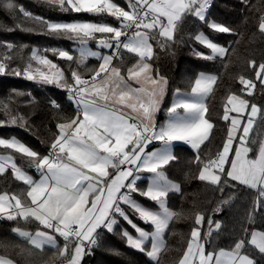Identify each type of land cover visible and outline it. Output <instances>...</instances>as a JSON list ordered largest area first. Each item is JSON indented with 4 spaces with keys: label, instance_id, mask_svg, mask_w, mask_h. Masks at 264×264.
<instances>
[{
    "label": "snow or ice",
    "instance_id": "obj_1",
    "mask_svg": "<svg viewBox=\"0 0 264 264\" xmlns=\"http://www.w3.org/2000/svg\"><path fill=\"white\" fill-rule=\"evenodd\" d=\"M45 2L61 11L107 14L116 18L120 26L49 21L19 8L25 18L45 24L50 34L68 35L79 41L82 45L81 57L95 56L102 60L90 79H84L77 71H73L72 84H67L63 71L57 65L46 55H39L35 49L31 59L38 64L51 66L56 71L49 74L39 69L32 70L31 64L24 69V74L30 80L39 77L43 83L67 87L70 97L76 102L77 115L57 124L58 134L51 143L48 155L41 156L14 137L0 138V147L27 157L30 166L40 173V179L35 180L18 166L14 155L0 154V174L10 168L15 179L28 187L26 195L30 198V203L25 204L17 195L9 196L6 192L0 194V216L25 222L34 220L45 229L35 233L13 229L19 237L38 250L46 246L56 250V264H81L85 249L97 244V229L103 226L112 231L117 224L114 217L119 214L138 234L133 236L125 230L122 234L127 244L159 264V255L166 248L165 231L177 216L168 207L167 197L170 192H179L180 185L168 179L164 172L165 166L176 159L171 147L175 141H184L197 150L196 162L203 165L199 180L216 187L226 185L228 180L239 182L259 191L257 203L264 199V141L260 142L254 158L249 157L252 148L248 146L249 134L261 111L257 105H249L247 99L230 94L222 119L230 120L231 124L222 150L207 161L199 155L201 145L209 140L214 127L206 116V99L217 83L216 75L200 73L190 93H181L177 89L176 98L167 110V122L159 127L155 123V114L159 110L167 81L159 77L158 73L153 75L154 70L149 62L154 55L152 41L160 43L162 47L173 41L188 15L207 23L210 0H128V10L113 0ZM4 7L12 10L16 6L12 0H7ZM208 27L220 33L233 31L216 22L208 23ZM259 30L264 34V16L260 18ZM96 34L107 37L98 43L114 49L111 55L101 56L83 47L88 40L95 39ZM195 39L210 50V54L197 53L204 59H223L229 52L228 47L214 42L203 32H199ZM13 47L11 43L7 44L8 49ZM121 49L139 58L136 64L127 69V77L119 67L111 66L114 58H121ZM53 51H58L59 57L63 59L73 60L67 51ZM250 63L255 64V61ZM5 71V63L0 62V73ZM15 74L20 75V72ZM256 76L264 80V63L259 65ZM97 77H101L99 82ZM239 80L245 86L243 90L251 95L256 86L253 81L243 76ZM62 81L65 83L62 84ZM133 82L138 87H133ZM16 95L22 93L16 92ZM53 105L58 107L55 102ZM4 107L7 112L8 106ZM230 113L236 115L230 116ZM245 113L247 121L243 122ZM17 119L12 116L9 122L16 124ZM4 123L0 121V126ZM237 139L239 146L233 149V142ZM153 141L161 142L162 146L155 151H147ZM233 152L234 155L230 157ZM141 171L152 174L146 190L142 191L137 189L139 177L134 175ZM137 191L155 202L158 210L148 209L134 200L132 193ZM230 203L231 200H224L222 206ZM122 204L138 213L141 220L153 227V231L149 232L134 224L121 207ZM220 210L217 207L215 212ZM204 220L202 213L196 214L197 226H201ZM208 224L209 231L205 236L210 238L214 231L221 228V224L211 219ZM57 234L64 240L62 248ZM201 239L200 228H193L178 264H255L248 255L242 254L244 240L237 241L229 250L220 248L218 251H207L206 243H201ZM249 243L264 253V232H252ZM0 264H15V261L0 255Z\"/></svg>",
    "mask_w": 264,
    "mask_h": 264
},
{
    "label": "trees",
    "instance_id": "obj_2",
    "mask_svg": "<svg viewBox=\"0 0 264 264\" xmlns=\"http://www.w3.org/2000/svg\"><path fill=\"white\" fill-rule=\"evenodd\" d=\"M113 1L128 10V0ZM6 2L7 0H0V60H4L9 73L0 77L2 102L0 121L5 122L0 126V136H16L41 156L48 155L51 143L58 134L57 124L66 122L77 113L67 98L65 88L61 89L57 84H46L38 79L30 80L26 77L24 69L29 64L39 65L31 59L33 50H38L39 55H46L59 66L64 71L67 84L73 71H77L82 77L91 76L99 69L101 59L86 56L81 63L80 45H76L80 43L79 41L69 38L68 35L50 34L45 24L25 18L19 8L22 7L33 16L56 22L105 20L109 21L108 24L119 27V21L107 14L61 11L45 0H12L16 6L12 10L4 7ZM211 2L212 6L208 8L206 15L207 23L188 15L175 33L173 41L167 42L163 47L160 43L152 41L154 55L150 63L155 74L158 73L167 79L166 96L157 114L156 124L163 123L173 92L176 89L190 90L198 77V72L208 69L218 77V80L213 92L206 99L208 107L206 116L214 127L209 140L199 149L201 159L207 161L214 158L223 148L228 135L229 121L223 120L222 117L230 94L239 95L247 99L249 105L255 104L261 109L249 134L248 146L252 148L249 157L254 158L260 142L264 141V80L256 76L259 65L264 63V34L259 30L260 18L264 16V0H211ZM211 22L224 24L233 31L231 33L213 31L208 27V23ZM202 31L214 42L229 48L226 57L209 60L197 55L210 54V50L195 39ZM94 42H97L96 38ZM9 43L14 45L12 49L7 48ZM53 50L67 51L73 60L61 58L58 51ZM108 50L102 48L101 52L106 51L108 55ZM137 59V56L125 50L121 58L115 59L113 64L125 75L127 69ZM252 61H255V64H251ZM17 71L20 75L15 74ZM240 76L253 81L256 85L251 95L243 90L245 86L240 83ZM16 92L22 95L17 96ZM53 102L58 107H55ZM4 105L8 106L7 112ZM12 116L18 118L16 124L9 122ZM20 117L22 119H19ZM0 152L14 155L20 167L34 172V166H30L27 157L2 147ZM173 154L176 159L166 165L164 171L168 178L180 185L179 192H170L167 197L168 207L175 211L177 216L170 222L165 232L166 248L159 255V264H178L195 227L200 228L201 240L206 243L207 251H218L220 248L229 250L237 241L244 240V253L248 254L255 264H264V253L249 243L254 229L264 232V199L257 203L259 191L231 180L220 187L199 180V171L203 165L196 162L197 150L187 143L176 144ZM146 184V179L137 183L141 189ZM27 191L28 187L15 179L10 168L0 174V194L6 192L9 195H17L26 204L29 202ZM138 197L147 204H154L140 194ZM224 200H231V203L222 206ZM217 207L221 208L218 213L215 212ZM197 213H202L205 217L201 226L195 224ZM209 219L221 224V228L214 231L210 238L205 236L209 231ZM126 225V221L121 217L119 224L112 231L105 227L101 228L98 231V244L85 257L83 264H156L145 253L127 244L122 234ZM15 228L35 232L43 226L34 220L25 222L0 217V255L13 259L16 264H56L58 259L56 250L47 246L43 250L36 249L19 237L13 231ZM59 242L62 248L64 245L62 237H59Z\"/></svg>",
    "mask_w": 264,
    "mask_h": 264
},
{
    "label": "crops",
    "instance_id": "obj_3",
    "mask_svg": "<svg viewBox=\"0 0 264 264\" xmlns=\"http://www.w3.org/2000/svg\"><path fill=\"white\" fill-rule=\"evenodd\" d=\"M109 25H112V24H109ZM113 26V25H112ZM107 54V53H106ZM139 59V58H138ZM138 59L136 60V62L134 63V64H136L137 63V61H138ZM101 62H102V60H101ZM150 62V61H149ZM133 64V65H134ZM132 65V66H133ZM111 66H114L113 65V63H112V65ZM131 66V67H132ZM151 66H152V64H151ZM152 69H153V66H152ZM154 70V69H153ZM123 74V73H122ZM124 75V74H123ZM153 75L155 76V75H157V74H155L154 73V71H153ZM102 76H103V74H102ZM125 77H127V74H125L124 75ZM158 76L159 77H163V78H165L164 76H162V75H160V74H158ZM166 79V78H165ZM101 80V77H98V79H97V82H99ZM166 81H167V79H166ZM132 86L133 87H138V85L137 84H135L134 82H133V84H132ZM166 90H167V84L165 85V91H164V95H163V98L161 99V102H160V107H159V110H160V108H161V106H162V104H163V102H164V99H165V96H166ZM159 110L156 112V114H155V123H156V117H157V114H158V112H159ZM127 111V110H126ZM76 116V115H75ZM74 116V117H75ZM157 125V124H156ZM16 138V139H18L19 141H21L18 137H16V136H11V137H3V136H0V138ZM21 142H23V141H21ZM24 143V142H23ZM181 143H186V142H184V141H175V142H173V153H174V146L176 145V144H181ZM25 144V143H24ZM188 144V143H187ZM189 145V144H188ZM28 146V145H27ZM152 144L146 149L147 151L149 150V149H151L152 148ZM189 146H191V145H189ZM0 154H7V153H0ZM233 155H234V152H233ZM232 155V156H233ZM231 157V156H230ZM19 166V165H18ZM230 165H226V167H229ZM24 169V168H23ZM27 173H28V175H30V176H32L33 177V179H35V180H39L40 179V173L36 170V168L34 167V172H31V171H28V170H26V169H24ZM165 172V171H164ZM165 174H166V172H165ZM134 175H136V176H138L139 177V179L137 180V183H138V181L139 180H143V179H146L147 180V184L149 183V178L151 177V174L150 173H148V172H143V171H141V172H137V173H134ZM167 176V175H166ZM131 179V178H130ZM168 179H170V178H168ZM170 180H172V179H170ZM173 182H175V183H177L176 181H174V180H172ZM147 184H146V186H144V188L143 189H141L138 185H137V189L138 190H140V191H142V190H146V187H147ZM178 184V183H177ZM174 192V191H173ZM9 195V194H8ZM138 195H139V191H137V192H134V193H132V197H133V199L134 200H136L138 203H140L141 205H143V206H145L146 208H148V209H151V210H158V207H157V205H156V203L154 202V204H147V203H145L144 201H142L139 197H138ZM9 196H12V195H9ZM28 203H30V198H29V202ZM28 203H26V204H28ZM125 208H126V213L129 215V218L132 220V222L134 223V224H136L138 227H140V228H143V229H145V230H147V231H149V232H151V231H153V227L150 225V224H147V223H145L143 220H141L140 218H139V214L138 213H135L130 207H128L127 205H125ZM133 214L135 215L134 217H133ZM116 220H117V224H119V222H120V216H115L114 217ZM126 223H127V225L126 226H124V228H123V232L126 230V231H128L130 234H132L133 236H136V235H138L136 232H135V230L133 229V227L126 221ZM116 224V225H117ZM116 225H114L113 226V229L115 228V226ZM101 228H103V226H101L100 228H98L97 229V232L101 229ZM40 229H42V230H45L44 228H40ZM40 229H38V230H40ZM167 230V229H166ZM37 231V230H36ZM35 231V232H36ZM256 232V229H254L252 232ZM34 232V233H35ZM166 232V231H165ZM33 233V232H32ZM57 237H58V239H59V236H58V234H57ZM164 239H165V237H164ZM250 240H251V237H250ZM165 242H166V240H165ZM60 243V242H59ZM201 243H204L202 240H201ZM149 247H150V243H149ZM244 252V251H243ZM9 258V257H8ZM15 264H16V262H15ZM64 264H66V262H64Z\"/></svg>",
    "mask_w": 264,
    "mask_h": 264
},
{
    "label": "rangeland",
    "instance_id": "obj_4",
    "mask_svg": "<svg viewBox=\"0 0 264 264\" xmlns=\"http://www.w3.org/2000/svg\"><path fill=\"white\" fill-rule=\"evenodd\" d=\"M211 1V0H210ZM114 2V1H113ZM115 3V2H114ZM117 4V3H116ZM206 15H207V13H206ZM78 21V20H77ZM81 22H94V23H106V24H108V22L109 21H105V20H103V21H100V22H98V21H91V20H80ZM203 33H205L204 31H202ZM206 34V33H205ZM96 35H102V34H96ZM207 35V34H206ZM218 44H220V43H218ZM76 45H80V47H79V50H80V52H81V47H82V45L80 44V43H78V44H76ZM220 45H222V44H220ZM222 46H224V45H222ZM83 47H85L88 51H90V52H97V53H100L101 54V56H103V55H107L105 52L106 51H104V53L103 52H101V49L102 48H104V49H109V48H107V47H104V46H102V45H100L99 43H97V42H94V39H90V40H88L87 41V43H86V45H83ZM86 57V56H85ZM85 57H82V60H85ZM89 57V56H88ZM0 62H3L4 63V60H0ZM112 63H114V60L112 61ZM54 64V63H53ZM114 65V64H113ZM58 67V69L59 70H62L59 66H57ZM32 69H39L40 71H45V72H48L49 74H52L53 72H55L56 71V69H53V68H51V66H45V65H41V64H39V65H32ZM63 71V70H62ZM63 73H64V71H63ZM199 74L200 73H206V74H213V75H215L213 72H211L210 70H208V69H203V70H201V71H199L198 72ZM198 74V75H199ZM84 77H89V76H84ZM84 77H82V78H84ZM72 78V77H71ZM37 79L39 80V77H37ZM62 83V82H61ZM192 88V87H191ZM177 90V89H176ZM176 90L173 92V94H172V96H171V98H170V100H169V103H168V108L169 107H171V105H172V103H173V101H174V99L176 98ZM180 90V92L181 93H190L191 92V89L190 90H182V89H179ZM229 107H231L230 105H228ZM258 107V106H257ZM250 110V109H249ZM234 115H236L235 113H230V116H234ZM258 116V115H257ZM168 118H169V114H168V111L166 112V115H165V118H164V120H163V123L162 124H159V125H156L157 127H159V126H161V125H163V124H165L166 122H167V120H168ZM208 118V117H207ZM242 120H243V122H246L247 121V113H245L244 114V116L242 117ZM230 124H231V122H230V120H229V127H230ZM211 134V133H210ZM237 135H239V134H237ZM225 143V142H224ZM162 145H161V142H159V141H156V143L152 146V148L151 149H149L148 151H155L156 149H158V148H160ZM239 146V141H238V139L237 140H234V142H233V149L235 148V147H238ZM172 151H173V142H172ZM1 153V152H0ZM7 154H10V153H7ZM232 155H233V153H230V156L232 157ZM151 174V173H150ZM152 175V174H151ZM40 230H42V229H40ZM256 232H263V231H261V230H258V229H256ZM34 233V232H33ZM57 240H58V243H59V239H58V237H57ZM63 247V246H62ZM242 254H245V255H248V254H246V253H244L243 252V249H242ZM85 255V254H84ZM84 255H83V257H82V259H81V264L83 263V259H84ZM249 256V255H248ZM250 257V256H249ZM251 258V257H250ZM252 259V258H251Z\"/></svg>",
    "mask_w": 264,
    "mask_h": 264
},
{
    "label": "built area",
    "instance_id": "obj_5",
    "mask_svg": "<svg viewBox=\"0 0 264 264\" xmlns=\"http://www.w3.org/2000/svg\"><path fill=\"white\" fill-rule=\"evenodd\" d=\"M212 6V2L210 1V4H209V8ZM107 37L105 36V35H97L96 36V41L98 42L100 39H106ZM113 50L114 49H110L109 48V50H108V55H111L112 54V52H113ZM121 51V55H122V53L125 51V50H123V49H121L120 50ZM115 59H117V58H114L113 60H115ZM6 65V64H5ZM32 70H35V69H32ZM7 74H9V73H7V67H6V71L4 72V73H0V77H3V76H6ZM11 77H13V75H11ZM27 77V76H26ZM91 78V76H89V77H84V79H90ZM97 79H98V77H97ZM72 83H74V81L72 80V78H71V80L68 82V84H72ZM63 84V83H62ZM58 86V85H57ZM58 87H60L61 89H66V95H67V98L72 102V104L74 105V108H75V110H76V113H77V105H76V102H75V100L74 99H72L71 97H70V94H69V92H68V90H67V87H61V86H58ZM156 143V141H153L152 142V144H155ZM137 186V185H136ZM121 207L124 209V211H125V205H121ZM116 215H119V214H116ZM0 217H3V216H0ZM97 244H98V236H97ZM96 244V245H97ZM96 245H92L90 248H86L85 249V255H84V259H85V257H87L88 255H89V253H91L93 250H94V248H95V246ZM83 259V260H84ZM83 264V263H82Z\"/></svg>",
    "mask_w": 264,
    "mask_h": 264
}]
</instances>
